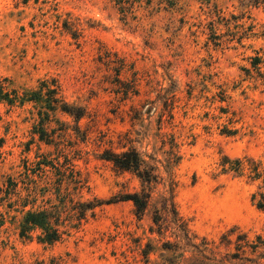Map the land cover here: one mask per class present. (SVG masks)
<instances>
[{
  "label": "rangeland",
  "instance_id": "rangeland-1",
  "mask_svg": "<svg viewBox=\"0 0 264 264\" xmlns=\"http://www.w3.org/2000/svg\"><path fill=\"white\" fill-rule=\"evenodd\" d=\"M4 79L58 87L84 116L0 102V264H194L197 249L264 264V0H0ZM129 150L156 181L105 160ZM52 206L62 240L21 237Z\"/></svg>",
  "mask_w": 264,
  "mask_h": 264
},
{
  "label": "trees",
  "instance_id": "trees-1",
  "mask_svg": "<svg viewBox=\"0 0 264 264\" xmlns=\"http://www.w3.org/2000/svg\"><path fill=\"white\" fill-rule=\"evenodd\" d=\"M9 83V84H8ZM48 97V98H47ZM45 102L46 110L49 112H56L58 110L62 111L71 116H75L78 120H80L84 116V112L82 108H74L64 103L59 97L58 87H50L48 83H43V89L37 92H20L18 89L14 88L12 83L9 80L4 79L0 81V102L6 103L9 106H23L26 102ZM36 131L37 128L35 127ZM40 139L45 140V131L43 130V124L40 125L39 132ZM105 160L111 162L114 167L121 172H134L142 179L145 183L151 184L153 181H156V176L153 175L150 169L145 167V162L140 157L139 153L135 150H129L120 154L107 152L104 156ZM242 162L237 161L235 164V168H230L231 170H241ZM255 175L257 179L262 177V173L259 172L258 167L255 168ZM263 186L260 187V191L254 195V200L257 201V207L261 210H264V176H263ZM151 195V194H150ZM141 197L136 194L132 198H129L133 201L137 214L139 217L147 211L149 207V202L151 196ZM100 204H94L93 202L89 203H80L79 209L77 212V220L79 224H82L83 220L86 219L87 212L94 211L95 208ZM171 207V213L174 215L176 224H179L181 219L178 216L177 210L174 206L173 202L166 203V209ZM60 207L52 206L51 209H43V210H30L27 212L23 223L21 224V237H28L30 232L35 229H39L42 231V235L39 237L40 242L47 244H54L62 240L63 236L66 235L67 232L64 231L66 229L67 224L62 217V213L59 210ZM154 223L157 226H162L161 216H158ZM188 237V233L185 234ZM258 243L252 244L250 247L253 249V253L257 251L259 246L264 244V241L261 237H258ZM171 245V244H169ZM176 249L178 246L173 245ZM196 248V246H194ZM172 246H167L166 249L171 251H175ZM197 249V248H196ZM198 254L196 255V260L192 261L194 264H229L230 262L221 258L218 259L215 257H207L202 250H198ZM232 259H239L243 261L242 264H262L258 261H254L252 258H239V256H234ZM247 262V263H245ZM161 264H172L169 262L161 263Z\"/></svg>",
  "mask_w": 264,
  "mask_h": 264
}]
</instances>
